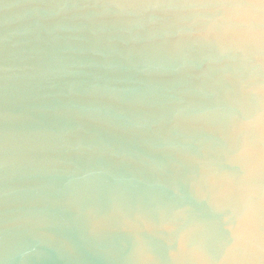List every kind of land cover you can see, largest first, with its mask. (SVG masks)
Here are the masks:
<instances>
[{"label":"clouds","instance_id":"clouds-1","mask_svg":"<svg viewBox=\"0 0 264 264\" xmlns=\"http://www.w3.org/2000/svg\"><path fill=\"white\" fill-rule=\"evenodd\" d=\"M0 264H264V0H0Z\"/></svg>","mask_w":264,"mask_h":264}]
</instances>
